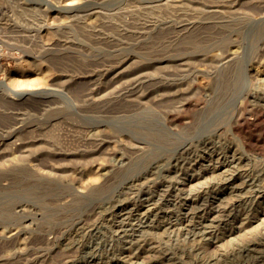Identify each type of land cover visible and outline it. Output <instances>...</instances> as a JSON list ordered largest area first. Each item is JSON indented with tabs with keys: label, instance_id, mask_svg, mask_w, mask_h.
<instances>
[{
	"label": "rangeland",
	"instance_id": "374dc122",
	"mask_svg": "<svg viewBox=\"0 0 264 264\" xmlns=\"http://www.w3.org/2000/svg\"><path fill=\"white\" fill-rule=\"evenodd\" d=\"M85 99L100 104L96 109ZM203 114L210 126L187 134L186 123ZM240 116L250 125L236 129ZM172 135L177 142L162 140ZM208 140L215 153H201ZM38 157L47 163L38 174L55 179L42 190L29 182ZM233 158V168L220 167ZM101 162L111 166L99 168ZM23 164H29L25 187ZM233 176L245 188L231 189ZM262 185L264 0H0V264H263L264 192H254ZM146 193L153 195L151 205L143 201ZM113 202L127 206L132 230L120 234L112 227L124 217ZM204 203L220 210L218 221L206 229L211 233L187 234L182 212Z\"/></svg>",
	"mask_w": 264,
	"mask_h": 264
},
{
	"label": "bare ground",
	"instance_id": "6f19581e",
	"mask_svg": "<svg viewBox=\"0 0 264 264\" xmlns=\"http://www.w3.org/2000/svg\"><path fill=\"white\" fill-rule=\"evenodd\" d=\"M65 13H66V12H65ZM81 13H82V12H81ZM86 14H87V13H86ZM81 15H82V14H81ZM125 22H126V21H125ZM127 23H128V22H127ZM143 23H144V22H143ZM125 24H126V23H125ZM125 24H124V26H125ZM184 24H185V23H184ZM185 25H186V24H185ZM60 27H61V26H60ZM126 27H127V26H126ZM62 28H63V27H62ZM128 28H129V25H128L127 28H123V29L125 30V29H128ZM123 29L121 30V32L123 31ZM140 29H142V28H140ZM126 32H127V30H126ZM121 35H122V33H121ZM126 35H127V33H125L124 36H126ZM129 35H130V34H129ZM62 36H63V35H62ZM104 39H105V38H104ZM104 39H103V40H104ZM64 40H65V39H64ZM103 40H102V41H103ZM105 40H106V39H105ZM105 40H104V41H105ZM108 40H109V39L106 40L107 42H106L105 44H107L108 42L111 43V42L108 41ZM100 41H101V38H100L99 42H100ZM102 41H101V43H103ZM57 42H59V41H57ZM62 42H63V41H62ZM68 42H69V41H68ZM73 42H74V41H73ZM95 42H97V40H96ZM60 43H61V42H60ZM52 44H53V43H52ZM61 44H62V43H61ZM68 44L70 45V44H71V41H70V43H68ZM103 44H104V43H103ZM105 44H104V45H105ZM56 45L58 46L59 44H56ZM64 45H66V44H64ZM112 45H113V43H112ZM112 45H111V46H112ZM107 46H108V45H107ZM111 46H109V47H111ZM224 46H225V45H224ZM48 47H49V46H48ZM63 47H64V46H63ZM45 48H47V47H45ZM161 48L163 49V47H161ZM161 48H160V49H161ZM226 48H227V47H226ZM63 49H64V48H63ZM162 49H161V50H162ZM168 50H169V49H168ZM230 50H231V49H230ZM157 51H159V50H157ZM114 52H115V51H114ZM160 52H161V51H160ZM162 52H163V51H162ZM162 52H161V53H162ZM111 53H112V52H111ZM235 53H236V49H235V50H231V51L229 52L228 55H229V56H230V55H235ZM112 57H113V55L111 56V58H112ZM213 57H214V56H213ZM213 57H211V58H213ZM225 57H226V55H225ZM237 57H238V56H237ZM102 58H103V57H102ZM104 58H105V57H104ZM193 58H194V56H193ZM201 58L203 59V57H201ZM98 59H99V58H98ZM98 59L96 58L97 61H98ZM107 59H108V58H107ZM109 59H110V58H109ZM204 59H205V58H204ZM206 59H207V58H206ZM206 59H205V60H206ZM224 59H225V58H224ZM96 60H95V61H96ZM198 60H200V59H198ZM215 60H216V59H215ZM226 60H227V59H226ZM242 60H243V59H242ZM62 61H63V60H62ZM97 61H96V63H97ZM106 61H107V60H106ZM110 61H112V60H110ZM110 61H107V62H108L107 64H109ZM201 61H202V60H201ZM222 61H223V60H222ZM57 62L60 63L59 61H57ZM101 62H102V61H101ZM101 62L99 63V66L101 65ZM225 62H226V61H225ZM65 63H66V61H65ZM65 63H64V64H65ZM77 63H78V62H77ZM80 63H81V62H80ZM89 63L91 64L92 62L90 61V62H88V64H89ZM104 63H105V61H104ZM110 63L113 64V62H110ZM85 64H86V62H85ZM88 64H87V65H88ZM94 64H95V62H94ZM94 64H93V65H94ZM102 64H103V63H102ZM184 64H185V63H184ZM73 65H74V64H73ZM76 65H77V64H76ZM76 65H75V66H76ZM93 65H92V66H93ZM110 65H111V64H110ZM154 65H155V64H154ZM193 65H194V64H193ZM77 66H78V65H77ZM81 66H82V64H81ZM90 66H91V65H90ZM94 66H95V65H94ZM94 66H93V67H94ZM99 66H98V68H99ZM104 66H105V65H104ZM104 66H103V67H104ZM113 66H114V65H113ZM174 66H175V65H174ZM79 67H80V66H79ZM83 67H85V66H83ZM87 67H89V65H88ZM171 67H172V66H171ZM188 67H189V65H188ZM221 67H222V66H221ZM232 67H233V66H232ZM80 68H81V67H80ZM98 68H97V69H98ZM101 68H102V66H101ZM110 68H111V67H110ZM145 68H146V67H145ZM222 68H223V67H222ZM234 68H236V67H234ZM251 68H252V67H251ZM75 69H76V68H75ZM78 69H79V68H78ZM81 69H83V68H81ZM81 69H80V71L83 73V71H82ZM107 69L109 70V66H108V68L106 67V70H107ZM170 69H171V68H170ZM172 69H174V68H172ZM88 70H89V69H88ZM90 70H91V69H90ZM140 70H141V69H140ZM215 70H216V69H215ZM234 70H235V69H234ZM95 71H96V70H95ZM109 71H110V70H109ZM182 71H183V70H182ZM240 71H241V70H240ZM78 72H79V71H78ZM84 72H85V71H84ZM227 72H228V71H227ZM167 73H168V72H167ZM169 73H170V71H169ZM169 73H168V74H169ZM181 73H182V72H181ZM202 73H204V72H202ZM100 74H101V73H100ZM164 74H165V73H164ZM182 74H183V73H182ZM182 74H181V75H182ZM184 74H185V73H184ZM199 74H200V73H199ZM130 75H131V74H130ZM166 75H167V74H166ZM185 75H186V74H185ZM229 75H230V74H229ZM97 76H98V75H97ZM182 76L184 77V75H182ZM182 76H181V80H182ZM190 76H191V75H190ZM156 77H157V76H156ZM164 77H166V76H164ZM186 77H187V76H186ZM128 78H129V77H128ZM131 78L136 79L137 77H131ZM131 78H130V79H131ZM159 78H160V77H159ZM162 78H163V77H162ZM172 78H173V77H172ZM174 78H175V76H174ZM179 78H180V77H179ZM191 78L193 79V77H191ZM231 78H232V77H231ZM93 79H94V78H93ZM109 79H110V78H109ZM109 79H108V80H109ZM111 79H112V78H111ZM134 79H131V80H134ZM144 79H145V78H144ZM89 80H90V79H89ZM96 80H97V79H96ZM171 80H172V79H171ZM94 81H95V79H94ZM114 81H115V80H114ZM114 81H113V82H114ZM126 81H127V80H126ZM128 81H130V80H128ZM142 81H143V79H142ZM146 81H147V80H146ZM151 81H152V80H151ZM156 81H157V80H156ZM183 81H184V80H183ZM87 82H88V80H87ZM87 82H86V85H87ZM109 82H111V81L109 80ZM116 82H117V81H116ZM130 82H133V81H130ZM226 82H227V81H226ZM230 82H231V81H230ZM260 82H261V81H260ZM97 83H98V82H97ZM106 83H107V82H106ZM106 83H105V84H106ZM119 83H120V82H118V84H115V85H116V86H117V85H118V86H121ZM125 83H126V82H125ZM153 83H155V82H153ZM89 84H90V83L88 82V85H89ZM99 84H100V82H99ZM99 84H97V86H98ZM107 84H108V83H107ZM111 84H113V83H111ZM128 84H129V82H128ZM134 84H135V83H134ZM136 84H138V82H137ZM169 84H170V83H169ZM227 84L229 85V83H226V85H227ZM81 85H82V84H81ZM91 85H92V84H91ZM100 85H101V84H100ZM103 85H104V84H103ZM115 85H112V86H115ZM140 85H141V84H140ZM159 85H160V84H159ZM166 85H167V83H166ZM94 86H95V85H94ZM94 86H93V87H94ZM116 86H115V87H116ZM118 86H117V87H118ZM131 86H133V85H131ZM145 86H146V85H145ZM170 86H171V85H170ZM231 86H232V83H231ZM237 86H238V85H237ZM87 87H88V86H87ZM87 87H86V91L88 90ZM91 87H92V86H91ZM103 87H104V86H103ZM107 87H108V86H107ZM109 87H110V86H109ZM124 87H125V86H124ZM124 87H123V88H124ZM136 87H137V86H136ZM152 87H154V86H152ZM156 87H157V86H156ZM158 87H159V86H158ZM261 87H262V86H261ZM88 88H89V87H88ZM97 88H98V87H97ZM121 88H122V87H121ZM145 88H146V87H145ZM191 88H192V87H191ZM198 88H199V87H198ZM94 89H96V88L94 87ZM94 89H93V90H94ZM108 89H109V88H108ZM118 89H119V88H118ZM118 89H117V90H118ZM133 89H134V86H133ZM135 89H136V88H135ZM135 89H134V90H135ZM137 89H140V87H139V88L137 87ZM137 89H136V90H137ZM149 89H150V88H149ZM154 89H155V88H154ZM258 89H259V88H258ZM84 90H85V89H84ZM96 90H97V89H96ZM96 90H95V91H96ZM99 90H101V89H99ZM121 90H122V89H121ZM124 90H125V88H124ZM172 90H173V89H172ZM201 90H202V89H201ZM201 90H200V91H201ZM233 90H234V89H233ZM82 91H83V90H82ZM90 91H91V90H90ZM122 91H123V90H122ZM156 91H157V90H156ZM160 91H162V90H160ZM194 91H195V90H194ZM92 92H93V91H92ZM130 92H131V93H130ZM130 92H129V93L127 92V94H128V95H129V94H135V93H133V91H130ZM134 92H136V91H134ZM137 92H138V90H137ZM137 92H136V93H137ZM154 92H155V91H154ZM229 92H230V91H229ZM125 93H126V92H125ZM204 93H205V92H204ZM86 94H87V93H86ZM88 94H89V92H88ZM105 94H106V92H105ZM121 94H122V93H121ZM83 95H84V94H83ZM83 95H82V96H83ZM91 95H92V94L90 93V98H91ZM107 95H108V94H107ZM107 95H106V96H107ZM123 95H124V94H123ZM125 95H126V94H125ZM135 96H137V95H135ZM138 96H139V95H138ZM227 96H228V95H227ZM92 97L94 98V96H92ZM145 97H146V96H145ZM83 98H85V97L83 96ZM125 98H126V97H125ZM134 98H135V97H134ZM80 99H81V98H80ZM94 99H95V98H94ZM94 99H93V100L91 99L90 101H88V99H85L86 101H88V102H85V103H90V104L94 105L93 108H96V109H97V105L100 104V103H96V102H94ZM96 99H97V98H96ZM96 99H95V100H96ZM110 99H111V97H110ZM128 99H129V97H128ZM174 99H175V98H174ZM174 99H173V101H174ZM97 100L99 101V98H98ZM129 100H130V99H129ZM131 100H132V99H131ZM136 100H137V99H136ZM140 100H141V99H140ZM184 100H185V99H184ZM224 100H225V99H224ZM44 101H45V100H44ZM165 101H166V100H165ZM169 101H170V100H169ZM171 101H172V100H171ZM176 101L178 102V99H177ZM47 102H48V101H47ZM52 102H53V101H52ZM107 102H108V101H107ZM137 102H138V101H137ZM163 102H164V101H163ZM177 102H175V103H177ZM33 103H35V102H33ZM39 103H40V102H39ZM43 103H44V102H43ZM115 103H116V102H115ZM120 103H121V102H120ZM166 103H167V102H166ZM175 103H174V104H175ZM45 104H46V102H45ZM90 104H89V105H90ZM167 104H168V103H167ZM169 104H170V102H169ZM169 104H168V105H169ZM177 104H178V103H177ZM177 104H175V105L177 106ZM35 105H36V103H35ZM38 105H39V104H38ZM43 105H44V104H43ZM89 105H88V106H89ZM117 105H119V104H117ZM121 105H122V107H123V109H124V106H125L126 104H125L124 106H123V104H121ZM164 105H166V104H164ZM168 105H167V106H168ZM172 105H173V104H172ZM40 106H41V104L39 105V108H40ZM46 106H47V105H46ZM85 106H86V105H82L83 108H85ZM119 106H120V105H119ZM138 106H139V104H138ZM169 106H170V105H169ZM169 106H168V107H169ZM212 106H213V105H212ZM36 107H38V106L36 105L35 108H36ZM41 107H42V106H41ZM60 107H61V106H60ZM90 107H91V106H90ZM90 107H89V108H90ZM122 107H119V109L122 108ZM126 107H127V106H126ZM165 107H166V106H165ZM177 107H178V106H177ZM242 107H243V106H242ZM244 107H245V106H244ZM42 108H43V107H42ZM128 108H129V106H128ZM130 108H131V107H130ZM169 108H171V107H169ZM207 108H208V107H207ZM215 108H216V107H215ZM245 108H246V107H245ZM43 109H44V108H43ZM172 109H173V106H172ZM172 109H166V110L168 111V110H172ZM53 110L56 111V109H53ZM68 110H69V109H68ZM126 110H127V109H126ZM175 110H177V109H175ZM212 110H213V108H212ZM236 110H237V109H236ZM239 110H240V109H239ZM58 111H59V110H58ZM129 111H130V110H129ZM154 111H155V110H154ZM172 111H173V110H172ZM206 111H207V113H208V112L210 111V109H209V111H208V110H206ZM241 111H242V110H241ZM241 111H240L239 113H241ZM80 112H81V111H80ZM92 112H94V110H93ZM96 112L98 113L97 110H96ZM124 112H125V111H124ZM124 112H123V113H124ZM170 112H171V111H169V113H170ZM210 112H212V111H210ZM63 113H64V112H63ZM63 113H61V114H63ZM89 113H90V112H89ZM166 113H168V112H166ZM177 113H178V112H177ZM177 113H176V114H177ZM203 113H204V112H203ZM245 113H246V112H245ZM245 113H244V114H245ZM56 114H58V113H55V115H56ZM61 114H60V115H61ZM77 114H78V112H77ZM80 114H81V113H80ZM95 114H96V113H95ZM196 114H197V113H196ZM64 115H65L66 117L68 116V115H66V113H65ZM70 115H71V114H70ZM70 115H69V117H71ZM172 115H173V112H172ZM177 115H178V114H177ZM198 115H199V114H198ZM200 115H201V114H200ZM233 115H234V114H233ZM236 115H237V114H236ZM239 115H240V114H239ZM245 115H246V114H245ZM58 116H59V115H58ZM65 116H64V118H66ZM76 116H77V115H76ZM78 116H79V115H78ZM90 116H91V115H90ZM17 117H18V116H17ZM48 117H49V116H48ZM56 117H57V116H56ZM79 117H80V116H79ZM106 117H107V116H106ZM174 117H175V116L173 115V118H174ZM240 117H241V116H240ZM253 117H254V116H253ZM24 118H25V117H24ZM24 118H23V119H24ZM61 118L63 119V116H62ZM61 118H60V120H61ZM77 118H78V117H77ZM86 118H87V117H86ZM101 118H102V117H101ZM208 118H209V115H208V114H203L202 116H197V118L192 119V120H193L192 123H190V124L188 123V126H187V123L185 122V123H186V127H185L186 129H185V132H186L187 134L190 133V135H192V134H191L192 132L197 131V130H199V129H201V128H205V127H204L205 125H208V124H209V126H210V121H209ZM233 118H234V117H233ZM235 118H236V117H235ZM237 118H238V117H237ZM67 119H68V118H67ZM70 119H71V118H70ZM79 119H81V117H80ZM169 119H171V118H169ZM174 119H175V118H174ZM176 119H178V118L176 117ZM176 119H175V120H176ZM188 119H189V118H188ZM216 119H217V118H216ZM216 119H215V120H216ZM55 120H56V119H55ZM71 120H72V119H71ZM73 120H74V119H73ZM94 120H95V119H94ZM172 120H173V119H172ZM172 120H171V121H172ZM189 120H190V119H189ZM211 120H212V119H211ZM19 121H20V120H19ZM22 121H23V120H22ZM44 121H45V120H44ZM44 121H43V122H44ZM63 121H64V120H63ZM67 121H68V120H67ZM75 121H76V120H75ZM86 121H87V120H86ZM99 121H100V120H99ZM165 121L167 122L166 119H165ZM168 121L170 122V120H168ZM182 121H183V120H182ZM186 121H187V120H186ZM190 121H191V120H190ZM233 121H234V119H233ZM39 122H40V121H39ZM39 122H38V123H39ZM43 122H41L40 124H42ZM48 122H49V121H48ZM54 122H55V121H54ZM54 122L51 123V125H52L51 127L56 126ZM57 122H58V118H57ZM57 122H56V123H57ZM61 122H62V121H61ZM61 122H60L59 125H61ZM72 122H73V121H72ZM166 122H165V123H166ZM180 122H181V120H180ZM187 122H189V121H187ZM214 122H215V121H214ZM248 122H249V120H248L246 117L242 116V117L239 118L238 120H237V119L235 120L234 127H235L236 129H239L240 126H246L247 124H249ZM45 123H46V121H45ZM68 123H69V122H68ZM73 123H74V122H73ZM86 123L88 124V121H87ZM86 123H84V124H86ZM90 123H91V122H90ZM92 123H93V122H92ZM173 123H174V122H173ZM182 123H183V122H182ZM182 123H181V124H182ZM211 123H212V122H211ZM47 124H50V123H47ZM47 124H46L45 126H47ZM57 124H58V123H57ZM75 124H76V123H74V124L72 125V127L75 126ZM82 124H83V123H82ZM82 124H81V125H82ZM168 124H170V123H168ZM175 124H177V123H175ZM175 124H174V125H175ZM213 124L215 125V123H213ZM24 125H25V124H24ZM43 125H44V124H43ZM62 125H63V123H62ZM62 125H61V126H62ZM88 125H89V124H88ZM172 125H173V124H172ZM249 125H250V124H249ZM34 126H35V125H34ZM34 126H33V127H34ZM41 126H42V125H41ZM63 126H67V125L64 124ZM70 126H71V125H70ZM177 126H178V125H177ZM209 126H208V129H209ZM21 127H22V126H21ZM49 127H50V126H49ZM72 127H71V128H72ZM92 127H93V126H92ZM98 127H99V126H98ZM180 127H184V126H180ZM30 128H31V127H30ZM37 128H38V127H37ZM37 128H36V129H37ZM42 128H43V127H42ZM55 128H56V127H55ZM59 128H60V127H59ZM63 128H64V127H63ZM65 128H66V127H65ZM34 129H35V127H34ZM39 129H40V128H39ZM39 129H38V131H39ZM51 129H52V128H51ZM61 129H62V128H61ZM61 129H60V131H61ZM66 129H67V128H66ZM69 129H70V128H69ZM72 129H74V128H72ZM117 129H118V128H117ZM117 129H116V130H117ZM180 129H181V128H180ZM47 130H48V128H47ZM54 130H55V129H54ZM56 130H57V128H56ZM62 130H63V129H62ZM64 130H65V129H64ZM77 130L79 131L78 127H77ZM114 130H115V129H114ZM114 130H113V131H114ZM36 131H37V130H36ZM42 131H43V130H42ZM68 131H69V130H68ZM75 131H76V130H75ZM80 131H81V127H80ZM82 131H83V130H82ZM87 131H88V129H87ZM99 131H100V130H99ZM117 131H118V130H117ZM151 131H152V130H151ZM161 131H162V129H161ZM161 131H160V132H161ZM172 131H174V133L176 132L175 130H172ZM40 132H41V131H39V133H40ZM49 132H50V131H49ZM63 132H65V131H63ZM66 132H67V131H66ZM47 133H48V132H47ZM53 133H54V132H53ZM53 133H52V134H53ZM69 133H70V131H69ZM71 133H72V132H71ZM80 133H81V132H80ZM80 133H79V134H80ZM87 133H88V132H87ZM95 133H98V132L95 131L93 134L95 135ZM162 133H163V132H162ZM64 134L67 135L66 133H64ZM84 134H85V131H84ZM91 134H92V133H91ZM114 134H115V133H114ZM150 134H151V133H150ZM42 135H45V133H44V134L42 133ZM71 135H72V134H71ZM88 135H89V134H88ZM96 135H97V134H96ZM96 135H95V136H96ZM102 135H103V134H102ZM164 135H165V134H164ZM193 135H194V134H193ZM193 135H192V136H193ZM246 135H247V134H246ZM246 135H245V136H246ZM47 136H48V135H47ZM56 136H57V135H56ZM58 136H59V135H58ZM68 136H69V135H68ZM68 136H67V137H68ZM75 136H78V137H79V135H76V134H75ZM75 136H74V138H76ZM85 136H86V134H85ZM103 136H104V135H103ZM156 136L159 137L158 135H156ZM165 136H166V135H165ZM180 136H182V135H180ZM54 137H55V136H54ZM78 137H77V138H78ZM81 137H82V136H81ZM89 137H90V136H89ZM157 137H156V138H157ZM177 137H178V136H177ZM185 137H188V136H185ZM207 137H208V136H207ZM63 138H64V137H63ZM69 138H70V137H69ZM79 138H80V137H79ZM106 138H107V137H106ZM106 138H105V139H106ZM121 138H122V137H121ZM148 138H149V137H148ZM156 138H154V139H156ZM188 138H189V137H188ZM192 138H194V137H192ZM192 138H191V139H192ZM205 138H206V137H205ZM50 139H51V138H50ZM65 139H66V136H65ZM67 139H68V138H67ZM67 139H66V140H67ZM80 139H81V138H80ZM80 139H79V141H80ZM82 139H83V138H82ZM82 139H81V140H82ZM85 139H87V138H85ZM85 139H84V140H85ZM95 139H96V138H95ZM102 139H103V138H102ZM118 139H119V138H118ZM145 139H147V138H145ZM152 139H153V138H152ZM154 139H153V140H154ZM186 139H187V138H186ZM186 139L184 138L185 141H186ZM208 139H209V137H208ZM61 140H62V139H61ZM63 140H64V139H63ZM66 140H65V141H66ZM147 140H148V139H147ZM162 140L165 141V142H167V144H168V142H169V143H175V142L178 141V140H176V136H173V135L170 136L169 138H168V137H167V138H162ZM193 140H194V139H193ZM193 140H192V142H193ZM68 141H69V140H68ZM74 141H75V140H74ZM74 141L72 140L73 143H74ZM76 141H77V140H76ZM76 141H75V142H76ZM79 141H77V142L79 143ZM88 141H89V140H88ZM90 141H91V138H90ZM90 141H89V142H90ZM100 141H101V140H100ZM100 141H99V142H100ZM138 141H139V140H138ZM187 141H188V139H187ZM187 141H186V142H187ZM194 141H195V140H194ZM48 142H50V141H48ZM72 142H69V143H72ZM80 142H81V141H80ZM94 142H95V141H94ZM147 142H148V141H147ZM179 142H180V138H179ZM181 142H182V141H181ZM183 142H184V141H183ZM190 142H191V140H190ZM33 143H34V142H33ZM57 143H59V142H57ZM64 143H65V142H64ZM73 143H72V144H73ZM83 143H84V141L81 142V144H83ZM90 143H91V142H90ZM92 143H93V138H92ZM96 143H98V142L96 141ZM204 143H205V146L202 147V148L200 149L201 153H202V152H203V153L214 152L215 148H214V145H213V144H214V141H213V140L204 141ZM62 144H63V143H62ZM66 144H68V142H67ZM66 144H64V145H66ZM99 144H101V143H99ZM188 144H189V143H188ZM70 145H71V144H70ZM75 145L77 146V143H76ZM83 145H84V144H83ZM83 145H82V147H83ZM94 145H95V144H94ZM94 145H93V146H94ZM170 145H171V144H170ZM196 145H197V144H196ZM76 146H75V147H76ZM85 146H86V144L84 145V147H85ZM100 146H101V145H99V147H100ZM142 146H144V145H142ZM155 146H156V145H155ZM159 146H162V144H161V145L159 144ZM163 146H164V143H163ZM193 146H194V145H193ZM87 147H88V146H87ZM94 147H96V145H95ZM97 147H98V146H97ZM97 147H96V148H97ZM169 147H170V146H169ZM169 147H168V148H169ZM183 147L185 148L186 151H188V150H193L191 146H187V145H185V146H183ZM200 147H201V146H200ZM68 148H69V147H68ZM100 148H101V147H100ZM163 148H166V147H163ZM216 148H218V147H216ZM75 149H76V148H75ZM79 149H80V148H79ZM79 149H78V150H79ZM86 149H87V148H86ZM151 149H152V148H151ZM154 149H155V148H154ZM157 149H158V148H157ZM50 150H51V149H50ZM67 150H68V149H67ZM84 150H85V149H84ZM98 150H99V149H98ZM196 150H197V149H196ZM196 150H195V151H196ZM238 150H239V149H238ZM79 151H80V150H79ZM178 151H179V150H178ZM148 152H149V151H148ZM155 152H156V150H155ZM173 152H174V151H173ZM192 152H193V151H192ZM192 152H191V153H192ZM85 153H86V151H85ZM89 153H90V152H88L87 154H89ZM179 153H180V151H179ZM179 153H178V154H179ZM186 153H187V152H185V155H186ZM197 153H198V152H197ZM214 153H215V152H214ZM223 153H224V152H223ZM87 154H86V155H87ZM90 154H91V153H90ZM195 154H196V153H195ZM216 154H217V153H216ZM139 155H140V154H139ZM152 155H153V154H152ZM181 155H183V153H181ZM181 155H180V156H181ZM189 155H190V153H189ZM193 155H194V154H193ZM196 155H197V154H196ZM203 155H204V154H203ZM211 155H212V154H211ZM211 155H210V157H211ZM233 155H234V154H233ZM241 155H242V154H241ZM41 156H42V155H41ZM140 156H141V155H140ZM162 156H163V155H162ZM208 156H209V155H208ZM75 157H76V155H75ZM87 157H88V156H87ZM112 157H113V156H112ZM155 157H156V156H155ZM178 157H179V155H178ZM182 157H183V156H182ZM184 157H185V156H184ZM184 157H183V158H184ZM191 157H192V155H191ZM221 157H222V156H221ZM234 157H236V156H234ZM79 158H80V157H79ZM79 158H78V159H79ZM83 158H84V157H83ZM149 158H151V157H149ZM216 158H217V157H216ZM218 158H220V157L218 156ZM225 158H226V157H225ZM74 159H75V158H74ZM154 159H155V158H154ZM166 159H167V158H166ZM178 159H179V158H178ZM180 159H181V158H180ZM213 159H214V158H213ZM35 160H37V162H36V161H33V163L36 162V163L34 164V166H33V169L37 168V170L35 169L36 171H35V170L33 171L32 167L30 166V170H32V173H34V174H32V176L34 175V177L31 178V180H29V182H30V187H32V188L36 187L37 189L42 190L43 188H46V186H47L46 184H47L49 181H50L49 183H51V181H53V180H55V179H49V180L46 179V180H45L43 176H40V174H38V173L42 172V173L44 174V172H43V170L40 171V170L38 169V168H41V166L39 167V165L43 164L46 160H43L42 158H39V157H38V159L36 158ZM167 160H168V159H167ZM187 160H188V159H187ZM193 160H194V159H193ZM193 160H192V161H193ZM221 160H222V159H221ZM235 160H236L235 158H233V159H231V160H226V159H224L223 161H220V162H219V165H220V167H225L224 170H228L227 167H229V169H231V167L233 168V166H231V165H234ZM241 160H242V159H241ZM88 161H90V160H88ZM88 161H87V162H88ZM92 161H93V160H91L90 162H92ZM100 161H101V160H100ZM145 161H146V160H145ZM87 162H86V163H87ZM138 162H139V161H138ZM183 162H184V161H183ZM48 163H49V162H48ZM92 163H93V162H92ZM143 163H144V162H142V163H140V164L138 163V166H141ZM172 163H173V162H172ZM172 163H171V164H172ZM185 163H187V161H186ZM185 163H184V164H185ZM195 163H196V162H195ZM45 164H47V163L45 162V163H44V166H45ZM167 164H169V163L167 162ZM191 164H192V163H191ZM28 165H29V164H27V165H26V164H23V166L21 167L22 183H23V184H25V182H26V179L24 178V176H25L26 173L29 172V170H28L29 168H27ZM30 165H32V163H31ZM35 165L38 166V167H36ZM58 165H59V164H58ZM86 165H87L88 168H91V167H92L91 164H90L91 167H90L88 164H86ZM92 165H93V164H92ZM97 165H98V167H99V165H102V166H103L104 168H106V169H107L108 167L111 166V165L104 164V162H103V164H102V162H101V164H97ZM115 165H116V164H115ZM219 165H218V166H219ZM236 165H237V164H236ZM50 166H51L50 168L54 167L53 164L50 165ZM93 166H94V165H93ZM117 166H118V167H116V168H119V165H118V164H117ZM148 166H149V165H148ZM152 166H153V165H152ZM170 166H171V165H170ZM18 167H19V166H18ZM34 167H35V168H34ZM47 167H49V165H48ZM56 167L59 168L58 166H56ZM85 167H86V166H85ZM100 167H101V166H100ZM100 167H99V168H100ZM112 167H113V166H112ZM125 167H126V166H125ZM136 167H137V166H136ZM185 167H186V166H185ZM204 167H205V166H204ZM92 168H93V167H92ZM95 168H96V166H95ZM95 168H94V170H95ZM161 168H162V167H161ZM163 168H164V167H163ZM163 168H162V170H163ZM165 168H166V167H165ZM201 168H202V167H201ZM42 169H44L45 172H46V170H47V171H48V174H49V169H46V170H45V167L42 168ZM54 169H55V167H54ZM62 169H63V168H62ZM62 169H61V170H62ZM102 169H103V168H102ZM136 169H137V168H136ZM153 169H154V168H152V170H153ZM52 170H53V169H52ZM57 170H60V169H57ZM125 170H126V168H125ZM142 170H143V169H142ZM154 170H155V169H154ZM154 170H153V171H154ZM211 170H212V169H211ZM89 171H91V169H90ZM112 171H113V170H112ZM232 171H233V170H232ZM243 171H244V170H243ZM35 172H36V173H35ZM52 172H53V171H52ZM92 172H93V171H92ZM255 172H256V171H255ZM54 173H55V172H53L52 174H54ZM86 173H87V172H86ZM188 173H189V172H188ZM191 173H192V172H191ZM231 173H232V172H231ZM241 173H242V172H241ZM139 174H140V173H139ZM183 174H184V173H183ZM215 174H216V173H215ZM215 174H214V175H215ZM256 174H257V173H256ZM29 175H30V174H29ZM41 175H42V174H41ZM88 175H89V174H88ZM141 175H142V174H141ZM235 175H236V173H235ZM240 175H241V174H240ZM227 176H228V175H227ZM45 177H46V176H45ZM119 177H120V176H119ZM128 177H129V176H128ZM185 177H187V176H185ZM190 177H191V176H190ZM233 177H234V176H233ZM29 178H30V177H29ZM124 178H125V177H124ZM137 178H138V177H137ZM236 178H237V177H234V178H230V177H229V181H228V182L231 183V184H233V186L231 185V186H232L231 189L237 190V189H240V188H242V187L245 188L244 186H241L240 184H236V182H235ZM251 178H252V177H251ZM115 179H116V178H115ZM167 179H168V178H167ZM169 180H170V179H169ZM182 180H183V179H182ZM190 180H191V179H190ZM244 180H245V179H244ZM259 180H261V179L259 178ZM19 181H20V180H19ZM188 181H189V180H188ZM188 181H187V182H188ZM242 181H243V180H242ZM251 181H252V180H251ZM53 182H54V181H53ZM104 182H106V181H104ZM108 182H109V181H108ZM179 182H180V183H177L178 185H183V184H185V182H181V181H179ZM221 182H222V181H221ZM256 182H257V181H256ZM106 183H107V182H106ZM110 183H111V182H110ZM112 183H113V181H112ZM112 183H111V184H112ZM127 183H128V182H127ZM130 183H131V182H129V184H130ZM133 183H134V182H133ZM152 183H153V182H152ZM152 183H151V184H152ZM27 184H28V183H27ZM55 184H56V183H55ZM89 184H91V185H89V186H90V188L92 189L94 186H92V183H89ZM99 184H100V183H99ZM116 184H117V183H116ZM134 184H135V183H134ZM141 184H142V183H141ZM145 185H146V184H145ZM145 185H144V186H145ZM166 185H167V184H166ZM21 186H22V185H21ZM25 186H26V184L23 185V187H25ZM58 186H59V185H58ZM142 186H143V185H142ZM252 186H253V185H252ZM256 186H257V185H256ZM71 187H72V186H71ZM100 187H102V185H101ZM137 187H138V186H137ZM175 187H176V186H175ZM262 187H263V185H262ZM81 188H82V187H81ZM95 188H96V186L94 187V189H95ZM102 188H103V187H102ZM109 188H110V187H109ZM127 188H128V187H127ZM146 188H147V187H146ZM253 188H254V187H253ZM255 188H256V187H255ZM255 188H254V189H255ZM263 188H264V187H263ZM26 189H27V188H26ZM129 189H130V187H129ZM142 189H143V188H142ZM189 189H190V188H189ZM80 190H81V189H80ZM95 190H96V189H95ZM98 190H99V189H98ZM122 190H123V189H122ZM145 190H146V189H145ZM195 190H196V189H195ZM66 191H67V190H66ZM68 191H70V190H68ZM83 191H84V190H83ZM87 191H88V190H87ZM146 191H147V190H146ZM158 191H159V190H158ZM166 191H167V190H166ZM166 191H165L164 193H166ZM241 191H242V189H241ZM50 192H51V191H50ZM62 192H64V191H62ZM127 192H131V190H130V191H127ZM134 192H135V191H134ZM167 192H168V191H167ZM188 192H189V191H188ZM190 192H191V191H190ZM193 192H194V191H193ZM244 192H245V191H244ZM250 192H252V190H251ZM254 192L257 193L258 196H260V194L263 193L264 190L261 189V188H259V186H258V187L256 188V191H254ZM96 193H97V192H96ZM174 193H175V192H174ZM237 193L239 194V192H237ZM237 193H236V194H237ZM240 193H241V192H240ZM252 193H253V192H252ZM35 194H36V193H35ZM66 194H67V193H66ZM91 194H92V193H91ZM146 194H147V193H146ZM189 194H190V193H189ZM241 194H242V193H241ZM85 195H86V194H85ZM88 195H89V194H88ZM93 195H94V194H93ZM123 195H124V194H123ZM125 195H127V193H126ZM187 195H188V194H187ZM194 195H195V194H194ZM243 195H244V194H243ZM56 196H57V195H56ZM90 196H91V195H90ZM139 196H140V195H139ZM152 196H153V195L149 196V194L145 195L144 198H143V201H145L146 203L149 202V204H150L151 200L153 199ZM192 196H193V195H192ZM207 196H208V195H207ZM236 196H237V195H236ZM244 196H245V195H244ZM187 197H188V196H187ZM237 197H238V196H237ZM92 198H93V197H92ZM115 198H116V197H115ZM141 198H142V197H141ZM163 198H164L165 200H167V201H170V200H171V197H170V196H169V197H168V196H163ZM239 198H240V195H239ZM126 199H128V198H126ZM139 199H140V198H139ZM184 199H185V198H184ZM190 199H194V197H193V198H190ZM190 199H188V201H184V203H186V204H190V201H189ZM217 199H218V198H217ZM119 200H120V199H119ZM119 200H118V201H119ZM174 200H175V199H174ZM186 200H187V199H186ZM207 200H208V199H207ZM238 200H239V199H238ZM241 200H242V199H241ZM249 200H250V199H249ZM106 201H107V200H106ZM120 201H121V200H120ZM120 201H119V202H120ZM156 201H157V200H156ZM232 201H233V200H232ZM239 201H240V200H239ZM111 202H112V201H111ZM114 202H116V201H114ZM114 202H113V203H114ZM165 202H166V201H165ZM193 202H195V201H193ZM193 202H192V203H193ZM209 202H212V203H213L214 201H210V200H209ZM215 202H216V200H215ZM72 203H73V202H72ZM79 203H80V202H79ZM95 203H96V202H95ZM212 203H211V204H212ZM219 203H220V202H219ZM219 203H218V204H219ZM96 204H97V203H96ZM114 204H115V203H114ZM128 204H130V203H128ZM142 204H144V203H142ZM213 204H214V203H213ZM231 204H232V203H231ZM234 204H235V203H234ZM93 205H94V203H93ZM115 205H116L117 207L115 208L114 211H117V212L119 213V215L124 216L123 211H124V209L126 210L127 206H126V205H121V203H118V204H115ZM150 205H151V204H150ZM157 205H158V204H157ZM159 205H160V204H159ZM162 205H163V204H162ZM214 205H215V204H214ZM112 206H113V205H112ZM134 206H135V205H134ZM174 206H175V205H174ZM219 206H221V205L219 204ZM108 207H111L110 204H109ZM108 207H107V208H108ZM144 207H145V206H144ZM153 207H154V206H153ZM167 207H168V206H167ZM213 207H214V206H213ZM224 207H225V206H224ZM129 208H130V207H129ZM157 208H158V207H157ZM157 208H156V209H157ZM163 208H164V206H163ZM175 208H176V207H175ZM217 208H218V207H217ZM263 208H264V207H263ZM100 209H101V208H100ZM100 209H99V210H100ZM112 209H113V207H112ZM133 209H134V208H133ZM136 209H137V208H136ZM136 209H135V210H136ZM138 209H140V207H139ZM151 209H152V208H151ZM153 209H154V208H153ZM215 209H216V208H215ZM219 209H220V208H219ZM219 209H218V210H219ZM225 209H226V208H225ZM225 209H224V211H225ZM103 210H104V209H103ZM162 210H163V209H162ZM168 210H169V209H168ZM107 211H108V209H107ZM107 211H106V212H107ZM112 211H113V210H112ZM160 211H161V210H160ZM226 211H227V210H226ZM97 212H98V211H97ZM109 212H110V211H109ZM139 212H141V211L139 210ZM172 212H173V211H172ZM216 212H220V210H219V211L214 210V209H212V207H210L208 204L204 203L203 205L200 204V205L195 209L194 212H192V211L190 212V211H188V210L183 211V212H182L183 214H181V215H183V216L180 217L179 220H181V222L184 223V224L187 226V230H188L187 234H188L189 232H193L194 234H198V233L208 234V233H211V232L207 231L206 229H207L208 227L213 226V224H214L215 222L218 221V220L216 219V215H215ZM103 213H104V212H103ZM222 213H223V212H222ZM226 213H227V212H226ZM226 213H225V214H226ZM114 214H115V213H114ZM143 214H144V213H143ZM158 214H160V213H158ZM223 214H224V213H223ZM167 215H168V214H167ZM167 215H166V217H167ZM175 215L177 216V214H175ZM199 215H200V217H201V221H200V222H198V221L194 222V218H197ZM125 216H126V211H125ZM125 216L122 217V218H120V220H117L116 222L112 223V224H113L112 227H115L116 232H119V233H120V232H126V231L132 230V229L134 228V226L129 227L130 223H129V221L127 222V220L129 219V217H128V216L125 217ZM138 216H139V214H138ZM148 216H149V215H148ZM148 216H147L146 214L143 215L144 222L148 220V218H149ZM163 216H164V213H163ZM170 216H171V215H170ZM204 216H205V217H204ZM139 217H140V216H139ZM172 217H173V216H172ZM218 217H219V214H218ZM143 218H142V219H143ZM170 218H171V217H170ZM170 218H169V219H170ZM226 218H227V217H226ZM117 219H118V218H117ZM165 219H166V218H165ZM220 219H221V215H220ZM235 219H236V218H235ZM113 220H114V219H113ZM152 220H153V219H152ZM163 220H164V218H163ZM110 221H111V220H110ZM142 221H143V220H142ZM220 221H221V220H220ZM96 222H97V221H96ZM96 222H95V224H96ZM147 222H149V221H147ZM153 222H154V221H153ZM192 222H194V223H192ZM229 222H230V221H229ZM92 223H93V222H92ZM110 223H111V222H110ZM136 223H137V222H136ZM141 223H142V222H141ZM145 223H146V222H145ZM151 223H152V222H151ZM151 223H150V224H151ZM160 223H161V222H160ZM93 224H94V223H93ZM102 224H103V223H102ZM147 224H148V223H147ZM80 225H81V224H80ZM135 225H136V224H135ZM165 225H166V224H165ZM91 226H93V225H91ZM138 226H139V225H138ZM175 226H176V225H175ZM175 226H174V227H175ZM179 226H180V225H179ZM179 226H178V227H179ZM182 226H183V225H182ZM81 227H82V226H81ZM84 227H85V225H84ZM100 227H101V226H100ZM112 227H111V231L114 232L115 230H112ZM77 228H78V227H77ZM93 228H94V227H93ZM175 228H176V227H175ZM91 229H92V228H91ZM169 229H170V228H169ZM181 229H182V228H181ZM181 229L179 228V230H181ZM211 229L213 230V228H211ZM80 230H81V229H80ZM95 230H96V229H95ZM175 230H176V229H175ZM175 230H174V231H175ZM73 231H74V230H73ZM167 231H168V229H167ZM82 233H83V232H82ZM120 234H122V233H120ZM130 234H131V233H130ZM181 234H182V233H181ZM112 235H113V234H112ZM113 236H114V235H113ZM117 236H118V235H117ZM200 236H201V234H200ZM203 237H204V236H203ZM70 238H71V237H70ZM115 238H116V237H115ZM71 239H72V238H71ZM72 240H73V239H72ZM127 240H128V238H127ZM131 240H133V239H131ZM73 241H74V240H73ZM209 241H210V240H209ZM70 244H71V243H70ZM81 244H82V243H81ZM93 244H95V243H93ZM99 244H100V243H99ZM81 246H82V245H81ZM91 246H92V244H91ZM76 247H77V246H76ZM94 248H95V247H94ZM258 250H259V249H258ZM80 251H81V250H80ZM99 252H100V251H99ZM111 252H112V251H111ZM257 252H258V251H257ZM253 253H254V252H253ZM90 254H91V253H90ZM95 254H96V252H95ZM258 254H259V253H258ZM258 254H257V255H258ZM101 256H102V255H101ZM90 257H91V255H90ZM99 257H100V255H99ZM262 257L264 258V256H262ZM91 258H92V257H91ZM97 258H98V257H97ZM263 258H261V255H260V258H257V259H258V260H262ZM89 259H90V258H89ZM93 259H94V258H93ZM87 260H88V259H87ZM94 260H95V259H94ZM103 260H104V259H103ZM103 260H102V261H103ZM254 260H255V259H254ZM256 261H257V260H256ZM256 261H255V262H256ZM255 262H254V263H255ZM261 262H262V261H261ZM261 262H259V263L261 264ZM263 262H264V261H263ZM73 263H75V262L73 261ZM86 263H87V262H86ZM95 263H96V262H95ZM99 263H100V262H99ZM252 263H253V262H252ZM252 263L250 262V264H252ZM259 263H258V264H259ZM96 264H97V263H96ZM247 264H248V263H247ZM263 264H264V263H263Z\"/></svg>",
	"mask_w": 264,
	"mask_h": 264
}]
</instances>
